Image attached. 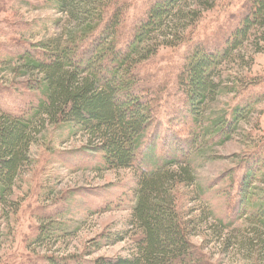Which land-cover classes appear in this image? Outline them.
I'll return each mask as SVG.
<instances>
[{"label": "trees", "instance_id": "obj_1", "mask_svg": "<svg viewBox=\"0 0 264 264\" xmlns=\"http://www.w3.org/2000/svg\"><path fill=\"white\" fill-rule=\"evenodd\" d=\"M35 2L36 8L56 6L78 26L37 45L15 46L6 54L5 64L13 73L28 77L24 86L37 100L13 111L12 105L0 99V204L6 211L15 208L9 200L15 181L28 161L30 144L47 125L63 129L67 138L86 135L88 145L72 154L97 158L96 170L130 169L136 176L125 229L106 230L90 239L87 247L90 255L92 250L129 238L132 243L127 256L91 260L78 255H44L39 257L42 264H211L204 246L191 240L195 226L211 218L214 230L223 234L240 217L250 218L256 225L264 261V189L253 190L257 178L264 176L263 146L251 154L254 157L241 161L237 193L227 192V202L233 204L234 200L238 207L233 215L215 218L204 210V219H186L174 191L179 178L193 182L196 155L202 154L199 143H226L264 100L263 71L251 83L256 85L250 87V93L256 92L253 97L240 91L238 104L231 110L207 112L209 102L219 94L222 66L238 60L248 65L245 55H236L246 44L262 52L264 0H230L212 29L195 39L187 27L192 28L206 12L214 10L218 0H150L129 28L127 8L120 0ZM189 2L195 6L184 9ZM187 43L189 49L176 65L186 119L180 118L181 111L159 119L167 87L150 68L163 44H168L163 48L175 49ZM259 86L262 89H256ZM161 146L165 150H160ZM206 191L198 187L196 198ZM61 213L55 210L39 217L34 243L56 237L58 227L53 221Z\"/></svg>", "mask_w": 264, "mask_h": 264}, {"label": "rangeland", "instance_id": "obj_2", "mask_svg": "<svg viewBox=\"0 0 264 264\" xmlns=\"http://www.w3.org/2000/svg\"><path fill=\"white\" fill-rule=\"evenodd\" d=\"M28 1L27 4L22 0H0V99L12 105L9 108L13 111L23 110L26 104L37 99L24 86L28 77L13 73L10 66L5 64L8 59L6 54L15 46L37 45L40 41L61 37L78 26L76 21L56 6L47 4L36 8L35 0ZM120 1L126 5L129 15L127 28L132 26L150 3V0ZM229 1L218 0L214 10L206 12L192 28L187 27L189 35L193 34L195 39L203 35L204 31H210L214 21L228 9ZM193 6L195 4L189 2L183 8L188 10ZM181 30L185 32L183 28ZM187 44L175 49L163 48L168 45L163 44L150 68L158 75L159 82L167 87L158 118H170L165 114L174 116L181 111L180 118L186 119L182 103L184 97L178 91L179 73L176 65L181 61L184 51L189 49ZM237 54L245 55V63L249 64L244 65L238 60L222 66L220 81L217 80L219 94L209 102L208 113L231 110L238 104L240 91H246L248 97L256 94L249 91L250 87L256 86L251 85L256 76L264 71V48L262 52H255V48L246 44ZM261 78L264 82V72ZM231 88L236 89V92H229ZM256 89H262V86ZM180 95L181 100L177 101ZM1 106L5 107L4 104ZM254 109L248 120L240 123L239 130L226 143H199L198 149L202 154L196 155L193 182H181L179 178L174 187L179 209L186 219H204V210L210 211L215 218L232 212L229 214L231 216L238 210L234 200L233 204L227 202V192L235 195L238 191L235 186L240 180L237 173L241 161L254 157L251 154L260 146L264 148V100ZM175 130L179 133V127H175ZM39 132L29 146L28 161L19 171L13 194L9 197L14 202L12 208H15L6 211L0 204V264H42L44 261L39 257L44 255H78L91 260L99 256H127L132 243L129 238L92 250L90 255L87 254V247L90 239L106 230L125 229V220L132 206V189L136 183L134 171L121 169L100 172L96 170L97 158L84 153L72 154L88 145L86 135L67 138L68 133L53 125H47ZM161 144L164 145L163 141ZM163 147L160 150H165ZM166 149L168 153L169 147ZM162 155L165 156V152ZM257 179L253 189L255 193L264 189V176ZM198 187L207 188V191L196 198ZM55 210L64 212L53 221L58 227L56 237L42 244L34 243L39 217ZM52 214L56 215V212ZM212 224L213 219H204L191 234L194 244L204 246V253L211 264H264L261 239L250 218H237L234 224L222 231L223 234L217 233L218 230H214Z\"/></svg>", "mask_w": 264, "mask_h": 264}]
</instances>
